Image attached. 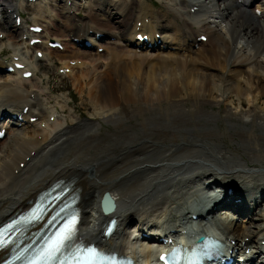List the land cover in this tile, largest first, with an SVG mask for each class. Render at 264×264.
I'll use <instances>...</instances> for the list:
<instances>
[{"label": "bare ground", "instance_id": "1", "mask_svg": "<svg viewBox=\"0 0 264 264\" xmlns=\"http://www.w3.org/2000/svg\"><path fill=\"white\" fill-rule=\"evenodd\" d=\"M70 1L75 4V0H65V7L54 15L43 6V0H26L27 7L38 9L40 16L34 20L33 26L43 28L40 34L31 32L26 20H22L20 26L16 24V18L14 23L10 22L23 7L16 0H2L0 3V13L5 16L4 22L10 30L2 34L0 40L7 39L12 46L21 47L27 53L33 50L35 54L42 53L44 59L60 54L50 48L52 39L63 45L66 53L59 55L61 68L70 70L68 76L83 95L81 102L90 108V111L82 110L81 102L73 93L70 103L54 108L42 105L38 98L40 93L26 89L33 82L36 69L23 56H12L10 65L20 63L25 65V69L20 71L14 67L13 72L8 73L10 80L0 78V112L6 113L10 108V117L17 115L14 124L6 128L4 141L0 142V223L16 212L27 210L30 202L57 180L72 178L75 183L73 193L80 199L79 208L83 216L80 237L101 249L129 254L134 260L136 252H139L143 263H153L156 260L152 259L165 252L166 247L160 246V250H155L143 241L152 240L154 236L174 237L173 234L179 231L174 222L177 224L179 217L185 220L196 215L200 221L212 215L209 217L212 222L221 224L223 228L222 241L228 247L226 251L240 255L236 264L241 258H245L246 263L254 260L255 256L246 255L252 242L259 245L258 251L253 252L264 254V209L258 213L264 206V150L250 148L251 158H246L245 164L241 165L230 161L237 155L231 154L232 150L236 151L235 147L221 148L217 154L215 151L213 154L207 152L206 148L200 149L204 147L203 139L216 135L210 129L211 124L222 121L240 126L254 121L255 117L254 122L258 123L256 113L238 114L233 111L229 103L235 93H239L238 102L246 95V101H252L253 108L256 104L264 110V101H261L264 99V60L254 61L247 71L249 64H242L248 57L259 58L264 53V0H165L161 14L151 9L153 3L146 5L142 0H93L95 5L88 7L91 12L87 14L90 22L85 23L76 21L75 12L68 7ZM98 13L100 15H96ZM203 15L212 20L200 19ZM18 18L22 19L21 14L17 15ZM59 18H63L61 26L57 24ZM147 19L151 20L150 25L146 24ZM138 23H142L141 27ZM45 30L50 32V37L44 36ZM87 35L101 41L108 36L118 39L119 42L103 46V51L109 52L107 57L112 56L113 65L106 59L105 65L99 66L100 62L96 61L104 56L95 58L97 56L80 49H87L81 45ZM138 36L148 37V41L139 40ZM202 36L208 40L199 41ZM34 38L42 42L32 46ZM232 45L235 46L231 48ZM143 50L163 53L169 50L173 53L159 54V57L136 55ZM223 50L228 53L226 60L222 59ZM119 52L122 53L116 54ZM2 53L11 55L12 51L3 50ZM32 60L37 64L41 61L37 57ZM196 61L214 71L226 70L228 66V70L234 71V78L228 86L225 82L218 84L217 77L203 73ZM171 62L176 63L179 73ZM43 68L50 78L56 76L52 69ZM201 68L208 73L214 72ZM26 72L33 73L31 79L23 77ZM240 77L244 78V85L240 84ZM233 82L235 87L231 88ZM64 83L50 89L49 93L68 89ZM36 87L40 89L37 84ZM213 87L217 91L220 89L222 96L211 97ZM166 89L169 91L167 98ZM181 89L199 96L189 109L187 102L180 98ZM85 95L90 104L84 102L87 101ZM204 97H208L206 101ZM223 97H226V103L222 102ZM46 103L52 104L53 100L46 97ZM215 104L220 109V117L212 111ZM26 108L27 113L24 112ZM60 109L63 114L72 109L79 116L64 121L59 115ZM20 115L24 121L27 119L21 129L23 120L19 119ZM259 119L264 123V116ZM107 123L115 124L114 131L109 130L113 132L101 131L100 127ZM5 124L3 122V128ZM201 128L207 131L201 134ZM218 134L219 139H225L224 133ZM237 136L250 146L243 131L237 132ZM124 147L128 150L120 152L119 149ZM120 161L129 171L126 180H132L130 184L124 183L125 180L124 184L117 185L112 180L115 179L112 173H107V163L117 167ZM190 162L199 166L188 169ZM162 181V194L151 201L147 198L151 189ZM214 184L217 185L215 189L212 187ZM229 189H232V194L228 193ZM185 191L192 194L191 201L179 207L178 215L172 214L171 206L181 203ZM106 192L117 205L110 216H105L100 208ZM140 196L145 197L140 199ZM219 205L232 210L237 217L219 218L214 214ZM136 207L139 208L134 209ZM244 211L251 215L246 221L250 228L240 224L245 222ZM110 217L117 219V229L110 238L101 237L102 227ZM153 231L156 234L143 238L142 233ZM130 232H138L137 242L144 244L137 250L132 245ZM255 264H264V257L257 259Z\"/></svg>", "mask_w": 264, "mask_h": 264}, {"label": "rangeland", "instance_id": "2", "mask_svg": "<svg viewBox=\"0 0 264 264\" xmlns=\"http://www.w3.org/2000/svg\"><path fill=\"white\" fill-rule=\"evenodd\" d=\"M8 1H10V0H8ZM16 1L18 2V4H21L23 7H22V9H20L18 11L17 14H15L14 17H12L10 19V22L14 23L16 16L18 14H21V16L23 18L22 20H26L28 22L27 27L28 26L32 27L33 24L35 23L34 20L36 18H39V16H40V15H38L37 7H32V8L30 6L27 7L26 0H16ZM56 1L57 2H55V3H50L49 0H43V3H44L43 6H45V8L49 12L53 13L54 15L59 14V12L66 5L65 4V0H56ZM115 1H119V0H115ZM142 1L145 2L146 5H148V3H150V4L153 3L154 7H152L151 9H153V11L156 14H161V11H162L161 7L163 6L165 0H142ZM1 2H2V0H0V3ZM74 2H75V4H71V1H70L68 3V7H71L72 11L75 12L74 15H75L76 21H79V22L83 21L84 23L85 22H90L87 19V14H89L91 12V10L88 7L92 6V5H95L94 1L93 0H82V1L75 0ZM140 2H141V0H140ZM96 15H100V13H98ZM4 17H5L4 15H2V17H0V25H1V27H0V37H1L2 34H5L6 31H10L8 26L4 22L5 19H6V18L4 19ZM62 19L61 18L58 19L57 24L59 26L62 25L61 24L62 21H63ZM200 19H204V20H207V21H209V20L211 21L212 20V19L209 18V16H204V15ZM150 21H151L150 19H147L146 20V24L150 25L149 24ZM141 25H142V23H138V27H141ZM217 28H219L220 30L224 29L223 27H219V26H217ZM241 33H244V32H241ZM168 34L172 35V33H168ZM222 34H223V36L226 37V34L224 32H222ZM44 36L45 37H50V32L45 30ZM52 37H54V36H52ZM240 38H243V37L240 36ZM90 39H91V41H90ZM198 40H200V38H198ZM76 41H80V40L77 39ZM89 41L92 42L91 48H89V49L80 48V49L83 50V51H86L87 53H91V54L97 56L95 58H98L99 57L98 55L104 56L100 60L96 61V63L100 62L99 66L100 65L104 66L105 63H106V59H108V61H107L108 64H111V65L114 64V62L112 60H110V58L112 56H109V58L107 57L108 56L107 54L109 52L106 53V51H103V46H105L107 43H110V42H119L117 38H115L114 36H108L106 38H103V40L101 41V40H99L97 38H93L92 36L87 35V39L86 40L83 39L81 41V45H83L85 42H89ZM51 42L55 43L53 41V39H52ZM99 46H102V47H99ZM234 46L235 45H232L231 48H233ZM3 50H11L12 54L11 55L7 54V53L3 54L2 53ZM56 50H58L60 52V54H62V53L64 54V52H65L63 46H62V49L57 48ZM131 50L135 52L134 47H131ZM261 50L259 52H261ZM121 53L122 52H119V53H116V54H121ZM167 53H173V51L164 50V53H163V52H157L156 50H154V51L143 50L141 52V54H136V55L145 54L146 56L148 55L149 57H151L150 55H153L152 57H156L159 54H167ZM15 54H19V55L23 56V58L25 60H29L31 65L36 69V74L33 77V82L31 84H29L26 89H28L30 91H34V92L40 93V96L38 98H39V101H40V103L42 105H44V106H46L48 108H54V107H59L60 105H64L65 102L70 103L72 101V99H73L72 98L73 97L72 93L77 97L79 103L81 102V99L83 98V95L79 92V89H77V87L74 85L73 80L71 79V77L68 76L70 74V72H66L68 70L65 71V69L61 68L62 67V62L60 61V58H61L59 56L60 54L49 55L48 57H45V59L44 58L40 59L41 60L40 63L37 64L35 61L32 60V58H36L35 50H33L30 53H27L25 50H22L21 47L16 48L15 46H12L11 42L9 40H7V39L0 40V66H1L0 78H1V80H10L11 79L9 74L7 73V69L11 66L10 62L12 61V56L15 55ZM227 56H228V53L225 52V50H223L222 59L226 60ZM157 57H159V56H157ZM171 57H174V56H171ZM174 58H184V57L183 56H181V57H177L176 56ZM261 60H264V53L259 58H254V57L250 56L247 59L243 60L242 64H249V66L246 68V71H247L248 69L251 68L250 64H252L254 61H256V63H257L258 61H261ZM56 62H58V63L56 65H54V63H56ZM171 63H172L171 66L173 68H175L176 67V63L175 62H171ZM196 65L203 73L210 74V75L214 74L212 76H216L217 77V79L219 81L218 84H220L221 82H225L226 85L228 86V83L231 82V80L234 78V75H233L234 71L233 70L230 71V69L228 70L229 67L225 64V62H223V65L227 66L226 70L218 69V70L214 71L213 69L208 68L207 66H205L203 63H201L199 61H196ZM99 66H97V67L99 68ZM201 66L205 67L208 70H213L214 72L208 73L207 71L203 70L201 68ZM43 67L52 69L56 73V76L50 78L48 76L47 71ZM146 69L147 68L143 69V73L144 74H145L144 70H146ZM175 70H176V72L179 73V69L178 68H175ZM221 72H223L224 74L221 75L222 74ZM263 73H264V71H263ZM240 79H242L240 84L244 85L245 84L244 78L240 77ZM178 80L180 82L182 81L180 75L178 76ZM63 81H65L64 84L67 85L68 89H64V90H61V91L53 93V94L49 93L50 89H52V88H54L56 86L62 85ZM36 84H37V86H40V89L37 88V87L35 88ZM230 87L231 88L235 87V82H233ZM227 88L228 87L225 88V91H226ZM40 90H42V92ZM181 91L182 92L180 93V98L184 102H187V105H188L187 108L188 109L192 106V104L197 102L196 98H198V100H199V96L197 94L196 95H192L191 93H189V91H187V90L184 91L182 89H181ZM70 95H71V98H70ZM168 95H169V91H167V89H166L165 97L167 98ZM238 95H239V93H235V95H233L231 97L232 101L229 103L230 107L233 109L234 112H236L238 114L256 113L257 114L256 116H258V121H257L258 123L254 122V121H256V117H255L254 121L245 122L243 125H240V126H235L232 123H227V122H222V121L218 122L217 124H211L210 125V129L213 132H215L216 135H214V138L203 139L204 141L202 140L201 143H203L204 147L201 146L200 149L204 150V148H206L207 152L209 151L211 154H213V152L215 151V153L217 154L222 149H226V148L232 149V148L235 147L234 150H236V151L234 152L232 150V153L231 152H229V153L237 154L238 156L237 155L232 156L230 161H233L236 164L243 165V163L245 164L246 158H248V157H250L252 155L250 148L258 149L260 151L264 150V123L262 121L260 122V119H259V118H262L264 116V110H263V108L261 106L256 105V104H255L256 107L253 108L252 107V101L251 102L246 101V99H245L247 97L246 95L243 96V98L241 99L240 102H238V100H236ZM220 96H222V91L220 89H219V91L214 90V87H213V92H212L211 97H217L218 98ZM46 97L50 98V100H53V103L52 104H47L46 103ZM85 98H87V101L89 102V99H88V97L86 95H85ZM207 98L208 97H204V100L206 101ZM87 101H84V102H86L87 104H90V102L88 103ZM261 101L263 102L264 99H262ZM136 102H137V104H139V99L138 98L136 99ZM153 102L157 103V101H155L154 99H153ZM222 102L226 103V97L222 98ZM80 106L83 107V108H81L82 110L90 111L89 106L86 105V104H83V101L81 102ZM140 108L142 109L143 107H140ZM215 108H217L218 110L215 111ZM125 109H127V108L125 107ZM8 110L12 111V109H10V108H8ZM212 111L215 114H217L218 117H220V113H219L220 109L217 107V104H215L213 106ZM59 115H60L61 119L64 120V121L65 120H70L71 118H75V117L79 116L78 114L74 113V111L72 109H69V113H67V114H63L61 112V109H60L59 110ZM86 115L87 116H91V114H86ZM20 120H23V118L21 116H20ZM32 121H33V119L30 120V122H32ZM25 122H27V119H25V121L24 120L21 121V123H20L21 127H19L20 129L24 128L22 126H23V124ZM114 126H115L114 123H107V124H103L102 127H100V129H101V131L103 130V132L104 131H109V130H113L114 131ZM219 130H220V132H219ZM113 131H111V132H113ZM206 131H207L206 128H201L200 129L201 134L206 132ZM227 131H229V132H227ZM239 131H243L246 134L247 141L250 143V146L247 143L242 142L238 138L237 132H239ZM103 132H102V134H104ZM111 132L109 131V133H111ZM179 132L183 133V134H187L184 130H179ZM218 133H224V135H226L227 137L225 136V139L221 140V139H219V137H217V135H219ZM105 134H108V133H105ZM260 141H262V143ZM220 142H222V143H220ZM218 143H220V144H218ZM219 145H221V146H219ZM216 148H218V149H216ZM219 148H220V150H219ZM125 150H128V149L125 148V147L119 149L120 152H124ZM229 156H230V154H229ZM208 157L209 158H213L212 155H208ZM240 162H242V163H240ZM115 163H117V162H115ZM193 164H194L193 162L188 163V167L187 168L188 169H193V167H198L199 166L198 163H197V165H194V166H193ZM116 165H117V167H115L113 165V163H109V164L107 163L106 164V170H107L108 174H110V172L112 173L113 177L115 178V179H112V180L114 181L115 184L119 185L118 183L122 184L123 181L128 179L129 171L124 167L122 161H120ZM184 166H187V165L185 164ZM179 167H180V165H179ZM181 172H180V175H182ZM242 172H244V171H242ZM175 175L177 176V173ZM175 175L173 176V178L175 177ZM239 177L240 176H238L237 178H239ZM130 181H132V180H126V182H124V183L130 184ZM163 183H164V181L159 182L158 184L156 183L155 186L151 189L150 195L147 198L152 201V200H155L158 197V195H161L162 194L161 192L164 189ZM157 185L158 186L160 185V186L158 187ZM171 185L172 184H170L168 186H171ZM133 188H135L137 190V188H139V187H133ZM168 188H171V187H168ZM199 188H201V186ZM185 193L186 194L183 195L182 201H181V203L179 205L175 204V205L171 206L170 212L172 214H177V212L179 210V207L183 206L186 202H190L191 201L190 197L192 196V194L188 195L186 191H185ZM144 197L145 196H140V199H144ZM195 198H196V196H195ZM151 206H155V205L152 204ZM138 208L139 207H136L134 209H138ZM263 209H264V206L260 209V212H258V213H262ZM248 210H250V209L248 208ZM147 211H152V210H147ZM250 213H251V210H250ZM250 213H246L244 211L245 220L242 218L241 221L244 220L245 222H241L240 223L241 225L244 224L245 227L246 226L248 227L249 223H247L246 221L251 216ZM216 214H217V216L219 218H222L224 220L227 217H229V219L237 217V215L232 210H227V209H225L224 211L217 212ZM179 219L180 220L177 222V224H175V222H174L175 227H178L179 223H182V222L186 223L188 221V218L183 220V218L179 217ZM156 220L161 222V223L163 222V220H161L160 218L159 219L157 218ZM219 225L221 226V224H219ZM244 225H243V227H244ZM248 228H250V226ZM145 232H147V230ZM155 232L156 231H154V232H152L150 234H153V233L155 234ZM130 233H132L131 234L132 235V245L135 247V250L139 249L142 245H144L143 242H137V239L139 238L138 237V235H139L138 232H136V233L135 232H130ZM145 234H147V233H145ZM100 236L102 237L103 234L101 233ZM116 242H118V240H116ZM262 244H264V241H262ZM258 249H259V245L255 244V242H252L250 248L247 251V255H251V257L255 256V258H258V259L263 258L264 254H262L260 252H257V254H256L255 252H253V251H258ZM236 259H237V257H236ZM247 264H251V263H247Z\"/></svg>", "mask_w": 264, "mask_h": 264}, {"label": "snow or ice", "instance_id": "3", "mask_svg": "<svg viewBox=\"0 0 264 264\" xmlns=\"http://www.w3.org/2000/svg\"><path fill=\"white\" fill-rule=\"evenodd\" d=\"M75 224H76L75 219L71 220L55 235V238L51 241V243L42 253L40 257L41 260L48 262V261L56 260L58 258V254H60L63 251L66 244L72 239L75 233ZM96 257H97L96 250H89L88 260L83 262V264H92V262L95 261ZM161 260L165 261V264H181L182 258L178 259L176 253L173 252L171 254V261H169L168 257L165 256H161Z\"/></svg>", "mask_w": 264, "mask_h": 264}, {"label": "water", "instance_id": "4", "mask_svg": "<svg viewBox=\"0 0 264 264\" xmlns=\"http://www.w3.org/2000/svg\"><path fill=\"white\" fill-rule=\"evenodd\" d=\"M116 208L115 205V201L112 198V196L109 193H106L101 201V209L105 212V213H110L112 211H114V209ZM204 241L203 237H200L197 242L200 243Z\"/></svg>", "mask_w": 264, "mask_h": 264}]
</instances>
